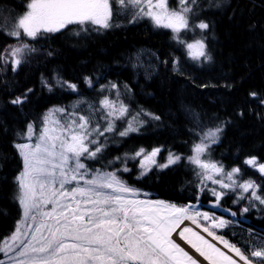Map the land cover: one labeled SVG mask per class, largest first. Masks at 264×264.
Here are the masks:
<instances>
[{"label":"snow or ice","instance_id":"snow-or-ice-1","mask_svg":"<svg viewBox=\"0 0 264 264\" xmlns=\"http://www.w3.org/2000/svg\"><path fill=\"white\" fill-rule=\"evenodd\" d=\"M222 2L174 0L173 7L169 0H27L22 13L0 15V34L15 41L0 48V71L10 68L16 73L37 52L34 43L65 31L99 34L113 27L114 17L170 30L186 60L203 65L212 60L207 43L211 25L203 14ZM129 62L133 68L145 67L140 53ZM171 66L180 71L179 57ZM148 68L154 70L150 61ZM102 79L83 77V84L96 93L91 99L77 83L59 75L42 79L49 93L59 90L78 100L71 106L53 105L15 132L13 147L21 167L12 177L11 201L19 218L13 230L0 237V264H264V235L249 228L232 242L220 231L246 223L244 216L252 209L264 212V183L245 179L241 167L226 168L212 158L213 146L229 122L217 118L210 123L189 110L188 155L169 151L160 163L161 148L154 147L109 158L111 144L140 133L160 116L139 106L133 109L129 85ZM32 91L27 89L9 104L22 109ZM249 96L258 98L255 92ZM259 103L264 105V98ZM181 161L195 178L189 182L195 202L177 205L153 198L124 178L135 169L139 181L154 169H169ZM242 163L264 180L260 158L249 156ZM225 199L235 211L223 207Z\"/></svg>","mask_w":264,"mask_h":264},{"label":"trees","instance_id":"trees-1","mask_svg":"<svg viewBox=\"0 0 264 264\" xmlns=\"http://www.w3.org/2000/svg\"><path fill=\"white\" fill-rule=\"evenodd\" d=\"M26 2L0 0V15L20 14ZM169 4L174 7V0ZM203 18L211 25L207 43L212 56L203 65L186 60L171 39L170 30L154 29L146 21L129 23L123 17H114L113 27L99 34L76 36L65 31L34 43L37 52L16 73L10 68L0 71V237L9 234L19 218L16 204L11 201L12 177L21 167L13 147L15 132L23 130L28 120H38L53 105L71 106L78 100L75 94L59 90L49 93L41 81H50L53 75L77 83L88 99L96 93L83 84L84 76H103L106 79L101 83L119 80L132 90L133 109L139 106L160 116V121L149 122L140 133L111 144L109 158L154 147L161 148L157 157L160 163L169 151L188 155L191 138L186 130L192 126L191 110L210 123L217 118L229 122L220 143L213 146L212 158L222 161L226 168L241 167L245 179L264 183L259 173L242 163L253 155L264 162V105L259 103V98H264V0H223L220 8L204 13ZM13 43V39L0 34V48ZM138 53L143 55L144 63L151 62L154 70L132 67L129 57ZM155 57L167 60L168 65ZM174 57L180 59L179 72L172 69ZM27 89L33 91L22 109L9 104ZM251 92L258 98H251ZM137 175L133 169L124 178L152 193L153 198L177 205L195 202L189 183L195 178L183 161L169 169H154L139 181ZM200 202L208 209L204 196ZM222 205L236 210L231 200L225 199ZM244 219L250 224L222 230L227 239L236 242L249 228L264 235V212L252 209Z\"/></svg>","mask_w":264,"mask_h":264},{"label":"rangeland","instance_id":"rangeland-1","mask_svg":"<svg viewBox=\"0 0 264 264\" xmlns=\"http://www.w3.org/2000/svg\"><path fill=\"white\" fill-rule=\"evenodd\" d=\"M145 54H146V53H145ZM151 58H152V57H148V56H147V59H151ZM145 66L148 67V62L145 63ZM185 224H186V225H189V222L186 221ZM189 226H191V225H189ZM193 227H194V226H193Z\"/></svg>","mask_w":264,"mask_h":264}]
</instances>
